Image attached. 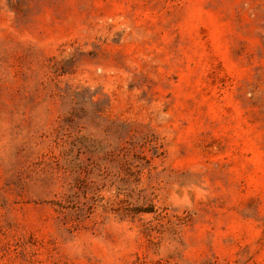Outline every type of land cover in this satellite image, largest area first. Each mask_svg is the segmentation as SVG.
<instances>
[{
  "label": "rangeland",
  "instance_id": "obj_1",
  "mask_svg": "<svg viewBox=\"0 0 264 264\" xmlns=\"http://www.w3.org/2000/svg\"><path fill=\"white\" fill-rule=\"evenodd\" d=\"M0 264H264V0H0Z\"/></svg>",
  "mask_w": 264,
  "mask_h": 264
}]
</instances>
